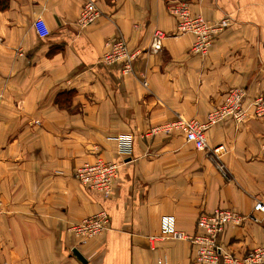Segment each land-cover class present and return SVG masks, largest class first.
Here are the masks:
<instances>
[{"label": "crops", "instance_id": "obj_1", "mask_svg": "<svg viewBox=\"0 0 264 264\" xmlns=\"http://www.w3.org/2000/svg\"><path fill=\"white\" fill-rule=\"evenodd\" d=\"M85 1L0 0V264H199L189 241L149 236L162 214L193 233L199 214L215 207L245 217L220 235L228 251L241 256L264 244V220L253 210L264 203L263 119L211 126L207 151L178 131L144 135L178 115L204 120L230 88L245 87L248 99L264 88V0H93L99 16L80 27ZM177 1L210 24L228 20L206 55L177 31L168 10ZM155 30L164 37L154 53ZM117 37L138 52L130 72L101 61ZM121 139L131 141L128 154ZM96 156L119 164L108 196L75 177ZM100 210L110 218L105 231L83 239L68 230Z\"/></svg>", "mask_w": 264, "mask_h": 264}, {"label": "built area", "instance_id": "obj_2", "mask_svg": "<svg viewBox=\"0 0 264 264\" xmlns=\"http://www.w3.org/2000/svg\"><path fill=\"white\" fill-rule=\"evenodd\" d=\"M170 14L176 19L177 31L180 33H190L193 41L190 51L193 53L206 55L211 45L214 34L228 24L227 19H222L217 24H210L202 15L193 14L186 1H177L168 7ZM99 16V9L93 0H86L78 13L77 24L85 27L93 23ZM33 25L38 36L45 38L49 34L41 16L34 19ZM164 33L155 30L150 42V52H158L162 48ZM138 52H130L128 44L123 37L111 40L108 48L101 56V61L105 63H119L123 72H130L132 62L137 57ZM249 118L264 120V88L248 99L245 87L236 86L227 90L220 104L213 107L207 113L204 120L185 118L178 115L176 118L151 126L144 133L146 136H154L158 133L180 132L187 142L193 144L198 150L207 151L206 132L207 130L225 120L231 119L236 124H240ZM131 148L130 139H121L119 150L128 154ZM222 146H215L209 152L218 153ZM217 169L222 175H226L225 166L213 158ZM119 164L117 162L105 160L96 156L92 161L83 162L75 170V177L86 188L99 192L104 196L110 195L114 181L118 174ZM253 210L260 214L264 220V203L257 201ZM2 202L0 200V213ZM245 217L238 212L215 207L199 214L196 220V228L193 233L179 231L175 226V217L172 214H162L159 219V232L151 235V240L159 238L173 237L189 241L194 249V260L199 264H264V244L248 250L245 254L238 256L228 251L220 241V235L225 227L230 224H240ZM250 219L257 220L254 215ZM110 227V218L106 211L100 210L82 217L80 220L68 225V230L73 234L88 239L105 231ZM157 264H167L165 257L157 260Z\"/></svg>", "mask_w": 264, "mask_h": 264}, {"label": "water", "instance_id": "obj_3", "mask_svg": "<svg viewBox=\"0 0 264 264\" xmlns=\"http://www.w3.org/2000/svg\"><path fill=\"white\" fill-rule=\"evenodd\" d=\"M73 253L81 262H85V258L80 254L77 249H73Z\"/></svg>", "mask_w": 264, "mask_h": 264}]
</instances>
